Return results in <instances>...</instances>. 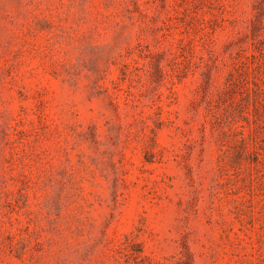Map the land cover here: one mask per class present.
Masks as SVG:
<instances>
[{
  "label": "rangeland",
  "instance_id": "rangeland-1",
  "mask_svg": "<svg viewBox=\"0 0 264 264\" xmlns=\"http://www.w3.org/2000/svg\"><path fill=\"white\" fill-rule=\"evenodd\" d=\"M0 264H264V0H0Z\"/></svg>",
  "mask_w": 264,
  "mask_h": 264
}]
</instances>
